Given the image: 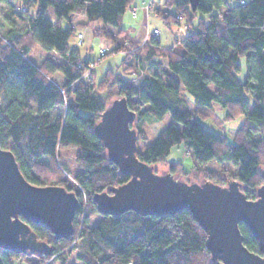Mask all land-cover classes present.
I'll return each instance as SVG.
<instances>
[{
  "label": "trees",
  "instance_id": "1",
  "mask_svg": "<svg viewBox=\"0 0 264 264\" xmlns=\"http://www.w3.org/2000/svg\"><path fill=\"white\" fill-rule=\"evenodd\" d=\"M19 1L21 9L13 0H0L5 20L0 29L8 27L5 34L0 32V146L14 154L28 182L65 187L76 193L80 207L69 240H56L49 228L22 218L52 252L26 256L0 248V264H71L75 252L82 264H218L207 248V233L189 210L162 217L98 213L93 196L131 177L108 159L95 127L107 107L121 98L137 113L132 128L139 141L147 136L137 122L160 123L170 115L171 122L155 141L144 152L138 150L142 162L155 168L167 161L172 148L184 145L204 182L225 186L235 180L248 199H257L264 183V0L234 5L200 0L196 11L189 0H165L158 15L165 22L183 19L191 31L182 41V52L162 47L158 37L141 46L127 35L122 18L135 0ZM29 8H35L34 15ZM76 16L85 17L84 24L102 22L94 34L112 43L108 55L124 53L118 67L108 69L97 83L93 73L101 59L83 58L81 44L71 49L76 27L61 25L62 19L72 24ZM12 19L19 25H10ZM88 70L90 80L83 78ZM189 101L207 109L218 104L227 119L243 115L234 141L207 129L200 121L203 112L192 110ZM68 149L76 150L81 168L75 176L78 187L60 163ZM212 161L237 173L210 170ZM167 172L178 179L188 174L183 164H172ZM83 192L88 196L85 211ZM96 215L101 219L90 227ZM240 228L245 246L261 254L251 231L243 223Z\"/></svg>",
  "mask_w": 264,
  "mask_h": 264
},
{
  "label": "water",
  "instance_id": "2",
  "mask_svg": "<svg viewBox=\"0 0 264 264\" xmlns=\"http://www.w3.org/2000/svg\"><path fill=\"white\" fill-rule=\"evenodd\" d=\"M189 2L196 11L200 0ZM136 119L137 113L121 98L107 107L95 127L108 159L131 177L93 196L98 213L119 216L133 211L162 217L189 210L207 233V248L218 264H264V183L257 199L251 200L235 180L221 186L209 181L186 183L168 172L158 174L137 156L138 132L132 128ZM262 174L264 178V168ZM79 207L76 193L65 187L28 182L14 154L0 146V248L26 256L50 255V246L22 218L49 228L56 240H69ZM241 223L258 241L261 254L245 246Z\"/></svg>",
  "mask_w": 264,
  "mask_h": 264
},
{
  "label": "rangeland",
  "instance_id": "3",
  "mask_svg": "<svg viewBox=\"0 0 264 264\" xmlns=\"http://www.w3.org/2000/svg\"><path fill=\"white\" fill-rule=\"evenodd\" d=\"M242 0H240L241 3ZM164 2L162 1H153L150 3V0H135L132 8H129L122 18V26L127 31V35L130 37H135L138 39V42L141 46H145L150 44L151 38L158 37L161 41V46L164 48L173 47L177 52L183 51L182 41L185 37H187L191 31L188 25L185 23L183 19H180V23H175L171 20L165 22L162 17L158 15V10L165 9ZM230 5H234L238 3V0H228ZM15 7L21 9L23 5L19 0H13ZM147 11V12H146ZM172 13L175 12L174 9H171ZM30 15H34L35 8H29ZM48 15L55 19L54 12L50 10ZM0 22H5L3 19V12L0 9ZM85 17L76 16L73 20L72 24L67 19L61 20V25L63 29H69L72 27H76V36H72L69 41V46L71 49H75L77 43L82 46L79 47V51L83 58H89L92 60H100L95 65L94 78L95 83L99 82L104 76L105 72L108 69H115L120 64L121 60L124 57V53H116L109 54L113 49L112 43L104 38L99 37L94 34V28L101 26V21H93L90 24H84ZM10 25L18 26L19 22L16 19H12L10 21ZM8 27H4L0 29L2 34H5ZM158 31L157 36L155 33ZM81 35V37L79 36ZM82 42V43H81ZM138 43V44H139ZM39 50H43L42 47L38 48ZM240 63L243 66L242 78H244L245 74V60L241 59ZM88 73V71H86ZM86 72L83 77H86ZM92 79V75H91ZM185 99L186 97L182 95ZM189 107L192 110L198 109L203 112L204 117L201 118L200 121L205 127L211 131L221 134L225 137L229 142L234 141L238 128L245 122L244 116H237L234 118H225V110L218 104H214L210 109L199 107L194 105L189 101ZM171 122V116L167 115L165 119L156 123L153 120L148 119L143 122H137L136 127L140 128L146 133L147 140L138 141V149L141 152H144L158 137L160 132L169 125ZM264 136V134H263ZM75 149H68L63 151L60 157V163L63 169L67 172L70 183L78 187L79 185L75 181V176L81 172L80 166L77 165L75 161ZM193 158L190 152L186 150L184 145L175 146L171 150V154L168 157L167 161L159 163L155 166L158 174L167 173L169 171L170 166L172 164H183L187 170V173L183 178L179 177L186 183H203L204 179L202 177V173L195 170L193 167ZM207 168L213 170L215 172H223V170H228L229 173L236 174L237 169L232 166L222 164L220 165L216 161H212L208 163ZM83 210L87 209L88 205V196L83 192ZM101 219L100 215H96L92 217L89 221V226L94 227L99 220ZM74 237V236H73ZM76 241L79 242V237H75ZM75 252L70 257L71 264H82L77 260ZM32 259L36 260L34 257ZM55 262V261H54ZM15 264H25V263H15ZM54 264H60V262H55Z\"/></svg>",
  "mask_w": 264,
  "mask_h": 264
},
{
  "label": "built area",
  "instance_id": "4",
  "mask_svg": "<svg viewBox=\"0 0 264 264\" xmlns=\"http://www.w3.org/2000/svg\"><path fill=\"white\" fill-rule=\"evenodd\" d=\"M245 2H246V0H242L241 4H244ZM157 34H158V31L155 33V35L157 36ZM79 36L81 37V35H79ZM83 78L86 79V80H90L91 79V74H90L89 70H88V73L86 72V77H83Z\"/></svg>",
  "mask_w": 264,
  "mask_h": 264
},
{
  "label": "crops",
  "instance_id": "5",
  "mask_svg": "<svg viewBox=\"0 0 264 264\" xmlns=\"http://www.w3.org/2000/svg\"><path fill=\"white\" fill-rule=\"evenodd\" d=\"M153 1H159V2H160V1H162V0H150V3L153 2ZM146 12H147V11H146ZM75 18H76V17H75ZM75 18H74V19H75ZM74 19H73V20H74ZM122 27H123V26H122ZM125 30H126V29H125ZM159 40H160V39H159ZM160 42H161V41H160ZM161 45H162V44H161Z\"/></svg>",
  "mask_w": 264,
  "mask_h": 264
}]
</instances>
